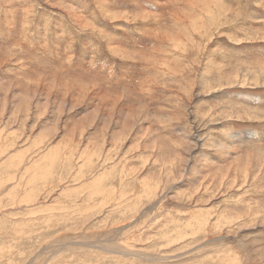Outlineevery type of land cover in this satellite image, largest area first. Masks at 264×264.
Here are the masks:
<instances>
[{
  "label": "rangeland",
  "instance_id": "obj_1",
  "mask_svg": "<svg viewBox=\"0 0 264 264\" xmlns=\"http://www.w3.org/2000/svg\"><path fill=\"white\" fill-rule=\"evenodd\" d=\"M0 264H264V0H0Z\"/></svg>",
  "mask_w": 264,
  "mask_h": 264
},
{
  "label": "bare ground",
  "instance_id": "obj_2",
  "mask_svg": "<svg viewBox=\"0 0 264 264\" xmlns=\"http://www.w3.org/2000/svg\"><path fill=\"white\" fill-rule=\"evenodd\" d=\"M187 4V3H186ZM203 7V6H202ZM223 7V6H222ZM205 8V7H204ZM211 7H209V9H200V10H197V13H198V18H197V20L200 22H197V23H199V24H201V29L200 30H197L198 31V33L200 34L198 37L200 38V39H202V38H207V29H209V31L211 30L210 29V27L211 28H213L214 26H215V23H216V18L217 17H215V10L213 9H210ZM230 10L228 9V12H229ZM196 13V14H197ZM180 13H175V17H177V18H175V19H177L178 21H182V22H184V24H185V22H186V20H188V19H191V18H182V16L185 14H182V16L179 18L178 17V15H179ZM195 14V15H196ZM202 18H211L212 20H214V21H212L211 22V24H210V27H208V28H206V24H204L202 21ZM237 20V19H236ZM196 21V20H195ZM194 23V22H193ZM189 24V23H188ZM198 24V25H199ZM242 25V24H241ZM192 26V25H191ZM197 26V25H196ZM188 27V26H187ZM183 28V27H182ZM219 28V26H217L216 28H215V30H217ZM188 29H189V27H188ZM188 29H183V31L182 32H180V34L179 35H177L176 37H175V40H178L179 42L180 41H182L183 39H185V38H187V30ZM196 31V32H197ZM191 32H193V31H191ZM192 34V33H191ZM181 36H182V39H181ZM196 38V37H195ZM194 38H189V39H186V42H188V41H192ZM203 40V39H202ZM194 42H195V40H193ZM176 43H177V41H176ZM183 43V42H182ZM186 44V43H185ZM190 44V43H189ZM195 44V43H194ZM180 45V44H179ZM184 45V44H183ZM175 47H176V45H174ZM198 46H199V44H198ZM184 49V48H183ZM183 51V50H182ZM181 51V52H182ZM151 82V81H150ZM152 83V82H151Z\"/></svg>",
  "mask_w": 264,
  "mask_h": 264
}]
</instances>
